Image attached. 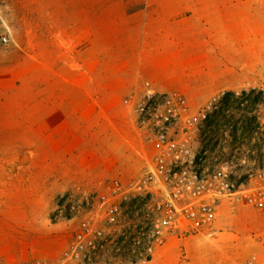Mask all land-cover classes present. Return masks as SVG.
Wrapping results in <instances>:
<instances>
[{"label": "rangeland", "instance_id": "obj_1", "mask_svg": "<svg viewBox=\"0 0 264 264\" xmlns=\"http://www.w3.org/2000/svg\"><path fill=\"white\" fill-rule=\"evenodd\" d=\"M100 2L103 0H0V12L10 21L16 38L15 44L0 49V260L3 262L12 259L14 251L25 248L27 242L41 239L38 243L43 246L48 236L51 238L49 242H54L57 247L54 257L60 256L79 229L81 220L89 210L94 209L96 193L102 189L101 183L115 177L127 181L139 176L144 171L146 158L151 155L144 137L141 135V140L137 134L135 115L127 102L128 95L143 86L120 97L102 96L108 100L115 99V106L106 111L116 121L124 122L128 116L133 120L138 136L136 144L133 139L99 138L97 130L102 131L103 123L110 120L96 114L92 108H76L81 100L78 88L68 87V106L65 107L64 103L60 105L65 98L60 91L62 82L57 73L69 69L72 74L80 67H86L94 79L101 71L107 74L109 72L105 71L120 61L121 46H134L126 34L139 36L136 28L120 29L115 41L114 37L106 35L103 40L91 33L86 49L82 45L88 61L58 58L59 52L79 53L81 45L55 42L52 35L56 28H53L50 10H79L82 6L90 8ZM175 2L104 0L106 6L112 4L120 10L124 6H128L129 11L141 10V14L132 17L134 20H147L152 13L156 19L158 14H163L161 5ZM179 4L177 12L170 9L164 11L183 22L184 28L176 31L184 34V44L187 42L191 47L193 34L196 36L199 33L202 46L206 49L212 36L219 43V56L227 54L234 63L239 60L243 65L249 63L250 71L256 55H259L263 67L259 68L257 88L264 89V0H179ZM246 11L250 17L262 18L263 26L243 29L240 18ZM191 52L181 51L180 55ZM239 66L234 65L237 69L233 70L234 84L242 82L241 76L236 73ZM253 78L256 79V76ZM95 81L90 83V89L97 98ZM250 89L251 86H239L232 91L241 96L243 91L249 92ZM183 92L194 106L216 103L213 111L234 114L239 127L237 144H232L234 135L231 125L216 117L215 121L221 127L210 134L206 157L211 163L233 159L234 174L239 181H245L250 171L264 164V103L254 111L261 127L256 128L251 137H244L241 134L242 120L250 115L245 110L250 107V102H242V99L228 104L219 102V96L225 91L212 96L209 92ZM64 115L74 123L58 122ZM128 148L132 153L113 157L112 151H126ZM117 160L119 162L115 163ZM34 165L37 169H46L36 173L40 179L33 177ZM49 166L54 168L52 173L48 172ZM65 180L72 183L67 190L70 194L65 195L67 191L54 194L53 182ZM169 245L178 250V260L182 263L196 262L206 256L217 264H264V219L249 206L241 205L235 209L222 206L218 219L211 227L198 234L175 236L160 250Z\"/></svg>", "mask_w": 264, "mask_h": 264}, {"label": "built area", "instance_id": "obj_2", "mask_svg": "<svg viewBox=\"0 0 264 264\" xmlns=\"http://www.w3.org/2000/svg\"><path fill=\"white\" fill-rule=\"evenodd\" d=\"M15 43L14 28L0 12V49ZM127 102L151 150L144 171L102 182L94 209L60 256L22 264L146 263L171 236L211 227L222 206H249L264 219V164L239 181L233 159L211 163L206 157L205 121L216 103L194 106L184 93L158 91L150 81Z\"/></svg>", "mask_w": 264, "mask_h": 264}, {"label": "crops", "instance_id": "obj_3", "mask_svg": "<svg viewBox=\"0 0 264 264\" xmlns=\"http://www.w3.org/2000/svg\"><path fill=\"white\" fill-rule=\"evenodd\" d=\"M180 6L179 0H176L175 3L161 5L163 14H158L156 19H154L155 15L152 13L147 20H134L132 18L141 14V10L129 11L128 6H124L123 10H120L113 7L112 4L106 6L104 0L90 8L88 6H82L79 10H68L67 8L50 10V19L54 21L53 28H56L54 35H52V37H55V42L66 45H69V43L81 45V51L79 53L70 51L59 52L58 58L62 60L77 59L88 61V55L85 54L86 51L82 50V45H85L84 49H86L91 35H95L96 38L101 37L103 40L107 35L114 37L115 41L119 37L120 33L118 32L122 28H136L139 33L138 37L132 33L126 34V38L132 40L134 46H121L122 56L120 61L117 64L114 63L109 71H105L109 72L107 74L101 71V74H97V77L94 79L92 78V73L86 67H80L79 70L72 74L69 69H63V72L57 73L62 82V85L60 84V91L64 93L65 98L60 101V105L64 103L65 107L68 106V87L74 86L78 88L81 92V100L80 104L75 107L92 108L94 112L96 111V114L104 115L110 120V122L106 121V124L105 122L103 123L104 128L102 131L100 129L97 130L96 134L99 138L110 139L118 137L121 140L133 139V143H135V139L138 137L137 134L141 140L143 138L139 132L136 134L133 120L128 116L124 122L116 121L110 115V112L106 111V109L115 106V99L108 100L102 96L105 97L107 95L115 98L116 95H119L120 97L132 89L141 88L146 81H150L156 90L162 92L172 90H177L182 93H184L183 91L186 93L209 92L211 96L227 90L237 89L239 86L242 88H245V86L257 88L259 68L263 67L262 58L256 55V61L250 71L249 63L243 65L241 64V60L234 63L233 59L227 54L225 57L219 56V43L212 36H210L206 49L202 46L201 38L198 36L199 33L196 36L195 33L193 34L191 47H189L190 45L187 42L184 44V41H186L184 34L176 31V29L184 28L183 22L174 17L172 18L171 16L173 14L170 13L168 15V12L164 11V9H170V11L177 12ZM240 19V24L244 27L243 29H247V27H257L259 29V27L261 28L263 26L262 18L259 16L255 18L250 17L247 11ZM90 29H93V31L90 32ZM95 29L96 32H94ZM158 29L160 30L157 31ZM190 49L192 50L191 54L186 55L181 53L180 55L181 51L185 52L188 50L190 53ZM129 57L132 58L134 63ZM126 61H130L131 63L129 64ZM236 64H240V69L236 73L242 78L241 84H234L232 82L233 70H237L236 68L234 69V65ZM254 75L256 79L253 78ZM94 80H96V86L98 87L96 89L97 98L94 97L93 90L90 89V83H94ZM58 122L68 123L72 122V119L64 115ZM129 152L132 153L130 148L126 151L114 150L112 154L113 157L115 155L119 157L122 154L127 155ZM119 160L115 163H118ZM113 161H115L114 158ZM36 166H33V171L35 172L33 177L40 179V175L38 176L36 173L45 172L44 170L46 169L42 167L37 169ZM53 169L49 166L48 172L52 173ZM68 181L65 180L60 183L53 182L52 190L55 192L54 194L69 190L72 187V183ZM40 187L42 186L40 185ZM36 188L39 190V187ZM48 237H45L44 241H47L43 246H40V243H38L41 239L27 242L25 248L23 247L20 250L14 251L12 259H7L5 262L0 260V262L3 264H22L35 258L56 256L57 247L54 242H49L51 238ZM174 238L175 236H171L169 240ZM164 246L156 250L154 255L158 254L155 258L150 259L146 263L132 264H217V262L206 256L198 259L196 262L190 260L182 263L178 260L177 249L169 245L163 250H160ZM0 258H2V254H0ZM6 258L8 257L4 259Z\"/></svg>", "mask_w": 264, "mask_h": 264}, {"label": "trees", "instance_id": "obj_4", "mask_svg": "<svg viewBox=\"0 0 264 264\" xmlns=\"http://www.w3.org/2000/svg\"><path fill=\"white\" fill-rule=\"evenodd\" d=\"M240 99H242V102L247 100L248 102L251 103L250 107H246L245 109L247 113L250 115L242 120V130H241L242 136L251 137L252 133L256 130V128L261 127V124L258 120V116L257 114L254 113V111L258 105L264 103V89L252 88L250 89L249 92L243 91L241 96L236 95V93L232 90H228L225 91L222 95H220L218 100L219 102L223 101L224 104H228V102L239 101ZM216 117H220L224 119V121H226L227 123H229V125H231L232 128L231 131L232 134L234 135V140H233L234 142L232 144H237V140H238L237 134L239 130V127L237 125L238 120H236L234 114H221L217 110L213 111L205 121L206 127L209 128L208 130H206V139H208V141L210 142V134H212L215 130H219L221 127V124L215 121ZM215 127H217V129H215ZM68 194L70 193L67 192L65 195Z\"/></svg>", "mask_w": 264, "mask_h": 264}]
</instances>
